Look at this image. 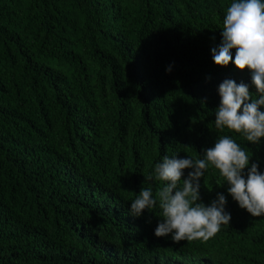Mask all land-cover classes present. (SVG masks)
<instances>
[{"label": "trees", "instance_id": "trees-1", "mask_svg": "<svg viewBox=\"0 0 264 264\" xmlns=\"http://www.w3.org/2000/svg\"><path fill=\"white\" fill-rule=\"evenodd\" d=\"M232 2L0 0V264H264V215L212 166L201 200L225 195L232 219L207 241L157 237L158 207L131 214L164 156L203 158L222 135L264 173V138L214 122L224 80L256 93L213 60Z\"/></svg>", "mask_w": 264, "mask_h": 264}, {"label": "clouds", "instance_id": "clouds-1", "mask_svg": "<svg viewBox=\"0 0 264 264\" xmlns=\"http://www.w3.org/2000/svg\"><path fill=\"white\" fill-rule=\"evenodd\" d=\"M222 29V44L219 50L212 49L214 63L226 67L234 62L238 69L250 70L256 93L243 82L224 80L218 89L221 100L215 110V127L239 133L246 141L258 144L264 138V0H233L226 9ZM189 157L164 156L151 174L144 175L145 183L164 182L163 186L155 192L151 186L143 187L131 202V214L136 217L145 210L160 209L157 237L171 234L177 244L207 241L222 225L230 223L225 195L218 194L210 205L201 200L200 180L210 166L219 171L228 194L242 209L253 217L264 215V173L230 135L219 136L213 147L204 150L203 158ZM185 169H192L187 178Z\"/></svg>", "mask_w": 264, "mask_h": 264}]
</instances>
